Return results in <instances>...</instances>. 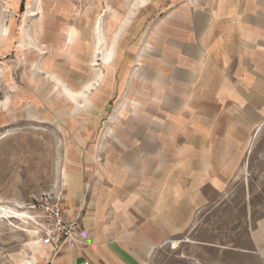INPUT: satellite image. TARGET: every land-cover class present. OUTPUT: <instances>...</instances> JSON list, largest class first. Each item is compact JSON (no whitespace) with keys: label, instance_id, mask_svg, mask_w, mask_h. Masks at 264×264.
<instances>
[{"label":"crops","instance_id":"obj_1","mask_svg":"<svg viewBox=\"0 0 264 264\" xmlns=\"http://www.w3.org/2000/svg\"><path fill=\"white\" fill-rule=\"evenodd\" d=\"M186 1L147 22V47L124 58L132 61L127 69L126 61L115 69L119 83L107 92L126 88L131 106L108 132L87 139L89 152L97 140L109 159L74 180L62 204L68 219L82 223L80 245L57 256L41 246L35 264H150L179 237L181 249L194 250L181 255L183 264H264V216L251 226L246 213L242 245L187 240L202 211L228 198L264 123V0ZM202 246L216 259L196 256Z\"/></svg>","mask_w":264,"mask_h":264},{"label":"rangeland","instance_id":"obj_2","mask_svg":"<svg viewBox=\"0 0 264 264\" xmlns=\"http://www.w3.org/2000/svg\"><path fill=\"white\" fill-rule=\"evenodd\" d=\"M181 2L0 0V264H35L43 251L39 198L58 194L66 208L69 185L102 170L109 157L97 140L89 152L87 139L108 132L119 111L131 106L126 88L118 95L113 86L107 92L118 82L115 69L120 61L127 69L132 61L124 58L134 52L138 57L147 47V22L162 19ZM139 21L143 25L134 36L130 31ZM43 30L45 38L39 36ZM139 64L135 61V68ZM242 166L228 198L202 211L198 233L187 240L242 245L246 213L251 226L264 216V123ZM181 240L158 249L150 264H183L181 255L192 257L194 250L181 249ZM195 255L216 259V252L203 246Z\"/></svg>","mask_w":264,"mask_h":264},{"label":"built area","instance_id":"obj_3","mask_svg":"<svg viewBox=\"0 0 264 264\" xmlns=\"http://www.w3.org/2000/svg\"><path fill=\"white\" fill-rule=\"evenodd\" d=\"M43 217L40 245L51 247L57 256L64 249H74L80 245L83 226L77 219H68L63 213V206L58 194H43L37 204Z\"/></svg>","mask_w":264,"mask_h":264}]
</instances>
